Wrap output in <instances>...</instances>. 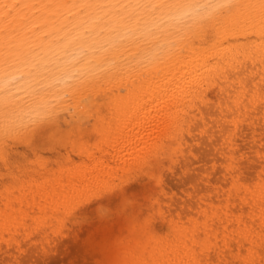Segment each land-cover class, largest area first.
Instances as JSON below:
<instances>
[{"label":"bare ground","instance_id":"6f19581e","mask_svg":"<svg viewBox=\"0 0 264 264\" xmlns=\"http://www.w3.org/2000/svg\"><path fill=\"white\" fill-rule=\"evenodd\" d=\"M98 99L102 101L99 104L95 102ZM93 105L120 112L117 118L121 121L125 110L136 111L139 116L128 111L137 120L133 122L128 115L132 123L130 127L126 121V129L120 123L125 131L119 129L123 135H116L121 140L120 145L114 141L120 150L111 142L113 150L119 152L115 151V155L107 152L108 159L106 155L95 157L92 152L93 157L87 158L88 166H84L86 173L75 176L73 183L67 182L70 186L66 188L76 195L72 199L98 184L101 186L117 172L128 173L126 168L130 165L143 163L157 168L164 156L171 160L175 149L178 151L181 144L188 142L185 143L187 137L184 139L183 135H189L196 127L199 135H205L206 139L212 124L213 130L207 138L214 145L218 139L222 143L213 161L220 159L218 162L225 165L226 172L218 167L221 180L215 178L211 180L212 186L196 190V198L186 205L187 209L176 214L178 218L169 225L166 236L153 238L150 245L158 255L153 264H264V0H0V160L5 159L4 141L17 128L47 118L55 120V116L67 110V115L72 111V117L78 114L74 120L72 118L73 122L78 116L89 113ZM61 122L66 124L64 118ZM193 125L195 127L190 129ZM116 129L112 130L113 134ZM250 131L262 144L259 152L256 151L261 159H257L254 168L251 166L255 172L244 173L236 157L244 146L238 151L235 146L242 141L240 137L249 135L253 140ZM246 132L251 134L244 135ZM213 133L219 136L214 139ZM254 147L249 150L251 158L255 155ZM204 170L202 174L210 173L205 174ZM66 203L62 207L52 206L50 219L53 222L58 220L61 208L65 214L76 206L63 208ZM3 207L0 243L5 244L0 246V253L8 248L9 241L20 247L14 238H2V232L8 231L13 220L6 210L9 207L6 204ZM44 223L41 222V226Z\"/></svg>","mask_w":264,"mask_h":264},{"label":"rangeland","instance_id":"374dc122","mask_svg":"<svg viewBox=\"0 0 264 264\" xmlns=\"http://www.w3.org/2000/svg\"><path fill=\"white\" fill-rule=\"evenodd\" d=\"M95 102L99 104L102 101L98 99ZM95 105L91 107V110L87 111L89 113L83 114V116L88 114L87 115L88 117L86 116L81 117V115L79 114L80 116L78 117L79 118L81 117L82 118V119L80 118L81 120H79V118L77 117L78 120L72 122L71 121L72 118L74 120V117H76L78 114H76L75 116V113H74L73 114L74 117H72L71 115L72 111L70 110V115H71L70 116V115H67L69 114L68 112L69 110H67V111L61 112L62 114L60 113L59 115L55 116L54 117L55 120L47 118L44 121L38 122L39 124L37 122L36 123L34 122L35 124L32 122L34 126L33 124L31 125V122L26 123L28 125L27 126L25 124L26 126L24 127L26 128H24L23 126L19 127V130L22 128L20 130V132L22 131L20 133L21 136L19 135V132H18L19 130L17 128L16 129L18 130L17 133H15L14 131L16 130H14L13 131L14 134H11L10 138H7L10 140L7 141L6 139V141H4L6 145L2 146L3 149H5L2 151L4 152L3 156L5 155V159L3 161L0 160V175H1L0 177V181H1L0 182V188H1L0 189L1 190L0 201H1V198L3 197L2 199L3 202L2 201L0 202V210H3L4 209L3 205L6 204L7 207H9L6 210L9 212V216L13 220H11L9 227H7L8 231L2 232L3 233L2 238L4 240V239H8L12 237L16 241H19L20 247L19 248L15 247L16 245L14 242L12 243L11 241L7 242L9 244L8 248L5 249L3 253H0V264H150V263L153 264V259L155 260L157 259L155 257L156 256L158 257L157 253L154 252V250H152L151 245H150L151 241H154L153 238L165 237L169 231L168 230L169 225L173 224L177 220L176 218H178L176 217V214H179L181 210L184 211L185 209H187L186 205H188V203L190 204L193 202V200L196 198V193L198 192V190L207 188L208 186H212L213 181L211 182V180L222 177L221 173L218 174L219 168L220 170L222 169V171L226 172V170H224L225 165L222 163H219L220 159L218 160L219 162L218 161L216 162V160L215 162L213 161V159L219 155V150H220L219 148H222V145H221L222 143L219 139L216 140L219 143V145L217 144V142L215 143V145L217 144L216 146H219V147H215V145L211 143V140L207 138L210 136L209 134L213 130L210 127L212 124L209 125V128L211 131L207 132L206 139H205V135L204 136L199 135L197 128L193 125L190 129L195 127L194 129L196 131L192 129L189 135H186V136L183 135L184 139L185 137H187L185 139L186 140L185 143L188 141L186 143L187 145L185 144L186 145L185 147V145L182 146L183 144H181V146L178 148V151H177V148L175 149V151L171 155L172 161L170 160V158L169 160L168 159L166 160L165 159L167 158V155H166L162 158V162L160 163L161 165L158 166L159 168L158 167L156 168L155 166H152V165H146L143 163L141 164L139 163L140 165L137 163L130 165L129 166L130 168L129 167L126 168L128 173H126V171L123 170L124 172L123 171L117 172L114 178L112 177L113 179L110 178L114 182V183L112 182L113 185L110 184L112 180L110 181V179H108L105 182L101 183L102 189H101V186L98 184V186L96 185L97 187L91 188L92 191L90 189H87L88 191L87 190L83 191L82 195H79L77 198H75L77 199L76 200L77 204H76L75 199H72L73 195L76 196L75 193L72 192L73 190L66 188L70 186V184L68 185V183H71V181L74 180L76 177L77 178L81 177L86 173V170H84L85 169L84 166H86V164L88 166L87 158H89L90 156L93 157V155H96L95 157H98L99 155H103V156L106 155L105 158L108 159L109 158L108 153L110 155L112 154L115 155L116 153L114 152L117 151V149H119L118 146L121 143L119 142L121 140L118 139L117 138L118 136L116 135H120L122 130L125 131V129L128 128L125 126L126 121H128L127 126L129 125L131 127L132 121L135 122L137 120V118L134 119V115H133L136 111L125 110L126 113H121V117H123L126 120L122 119L121 121V119H119L120 112H115L113 110H111L112 112H110L109 111L110 108L108 109L107 107L100 106V105L96 107ZM216 108L217 107L215 108L213 107V109H216ZM107 111L109 114L107 113ZM128 111L132 112L133 114H130L131 115L130 116ZM90 112L92 113L91 114L92 116L90 115ZM125 114H127L126 115L127 117H125ZM135 114L139 116L138 112ZM60 115L61 116L63 115V116L61 117ZM115 116L116 118L119 116V118L117 119L113 118ZM68 117L69 118L71 117V118L69 119ZM128 117L131 118L132 121L131 119H128ZM63 118L65 122L68 119L66 124L64 122L63 123L61 122ZM58 119H60V121ZM106 119L108 120V123ZM139 119H141V117ZM83 120L85 121V123L84 122L81 123ZM112 120L113 122H111ZM115 120L116 121L118 120L117 122L119 125L124 124L123 127L122 125L118 126ZM93 122L94 123L96 122V125ZM113 123L115 124V126H113L114 125ZM108 124L110 125V127L108 126ZM59 125L61 128L58 127ZM53 126L55 128H53ZM28 127L30 128V130L28 129ZM121 127L125 129H121ZM254 127H256L254 129L258 128L257 125H255ZM23 128H24V131H23ZM106 128L108 130L111 128L110 129L111 131L109 130L111 134L110 132L107 131ZM114 128L115 129L118 128V130L116 129V133L113 134V132H115V131H112V130H115ZM25 129L29 131L27 132L25 131ZM119 129L121 130V132L119 131ZM216 130H218V128H216ZM259 132L263 133V131H259ZM92 133L94 134V136L92 135ZM251 133L246 132L244 135H248ZM216 134L213 133L214 135L213 138L219 136ZM113 135L115 136V138L113 137ZM244 135L242 136L245 137ZM252 135L254 137L253 140H251L249 135L246 136L247 138L240 137L242 141H240V143L237 146H235V150L237 151L242 146H244L243 151L239 152L241 153V155L239 153L236 154V157L240 160L239 167L242 168V171L244 173L245 171L246 172L249 171V173L255 172L253 169L254 168L253 166H255L256 163L258 162L257 159H261L259 155L256 154V151L258 149V152H259V148L261 147L262 144H259L260 142L257 138H255L256 135H254V133H252ZM12 136L14 137L12 138ZM71 136L74 139H72ZM92 136L95 139H92ZM109 136L114 138L115 140L110 139ZM86 137L88 141H86L87 140ZM248 137L250 139H248ZM45 138L46 139L48 138V139L44 140ZM82 138L84 139L82 140ZM91 139L93 141H91ZM205 140L209 146L207 144H204L206 143ZM112 141L114 145H115V142L118 141L119 145L117 146L111 145ZM105 143H106V146H105ZM247 143H249V145H252V146H247L248 145ZM256 144H259L257 145V148H255ZM95 145H96V148L94 147ZM109 145L111 146L112 149L109 147ZM97 146H100V147H97ZM113 146L117 148L115 151L113 150L115 149ZM250 147H254L256 149L255 151H253L255 152L254 153L255 155L252 158H251V155L249 154L250 153L249 150H251ZM215 148L217 151L215 150ZM244 148H247V149L245 150ZM99 150L105 154H102L101 152L98 153ZM179 151L181 155H179ZM87 152L88 154H86ZM92 152H93V155H92ZM11 154L13 155L11 156ZM213 155H216V156H213ZM168 162L171 165L170 164L167 165ZM5 163L8 165L9 169H7L8 167L6 166ZM163 163L165 164V166ZM175 163H177V165H175ZM71 164H73V166H71ZM145 166H147L148 168ZM131 168L133 169L134 172H131L132 171ZM137 168H139L140 170L138 171ZM251 168L252 170H250ZM162 169H163V172H162ZM166 169H167V172H166ZM79 170H82V171H79ZM141 170L142 171L145 170L143 171L144 173H142ZM170 170H172L173 174L171 173ZM202 170H204L205 174L209 172L211 174L209 173L207 175H204L202 174ZM76 171L79 173H77ZM156 171H157V174H156ZM140 172L142 174L141 176H139ZM129 173L131 174L132 177L129 176L130 175ZM164 173H167V174H164ZM9 174H11L12 176H10ZM161 174L162 176H160ZM168 174H171V175L167 177ZM44 175H45V178H44ZM163 175H165L166 177L164 178ZM124 176H126L127 179L130 181L128 182V180L125 179ZM159 176H160V179H159ZM20 177L23 179H21ZM115 177H118L120 179L115 178ZM14 178L16 179V183L14 182L15 181ZM9 179L11 181H7ZM31 180H33L34 182L33 181L31 182ZM121 180H122V183H121ZM123 180H125V182L127 183H125ZM149 180L150 181L155 180V181L154 182L152 181L151 183ZM158 180H161V181H158ZM23 181L25 184L22 183ZM65 181H66L65 183L66 185L64 184ZM104 183L105 184L107 183V184L105 185ZM116 183L119 185H117ZM21 184L24 186H22ZM120 184H122V186ZM147 185L150 187H148ZM1 186H3V188L5 189H3ZM98 187L100 188L97 189ZM115 187H117L120 190L116 189ZM141 187L142 188L144 187V188L142 189ZM28 189H30V191ZM45 189L47 190L46 192H45ZM64 189L67 191H65ZM144 189L146 191L148 189L149 190L146 192ZM32 190L34 191L33 194H32L33 192ZM9 192L11 194H9ZM123 192L124 193L126 192L125 195H127L128 197L124 196ZM118 193H120L122 197ZM21 194L23 196H21ZM56 194L57 196H55ZM62 194L64 195L63 201H61V197H63ZM110 194L113 195V197L115 195L117 197L116 196L114 198L112 196L109 197ZM202 194H205V192ZM28 195L30 198L28 197ZM4 196L6 197L4 198ZM8 197L11 200V202L8 199ZM6 200H7V203H6ZM55 200L56 202L52 204V202ZM64 202L65 203L67 202V203L63 206V208H65L68 205L72 207L73 204L76 205L74 207L76 208L78 207V208L77 209L75 208V211L73 210L74 207L72 209L70 208L69 209L70 211L67 210L65 214H64V210L61 208L59 211L60 213L58 216V220L53 222V220L50 219V213L53 212V207H57V205L62 207V204H64ZM84 206L85 207L87 206V207L84 208ZM82 208L84 209V211ZM79 212H80V215H79ZM75 213H77L78 215ZM20 220L22 222L21 224H20ZM61 221H63V223ZM41 222H45L43 226H41ZM22 225H23V228H22ZM50 225H52L53 228ZM43 228L44 230H41ZM14 232L16 233V235ZM8 234L9 236L5 237ZM4 244L5 243L1 241L0 246L4 247ZM149 251H151L152 253L154 252V254L153 255L149 254L150 253Z\"/></svg>","mask_w":264,"mask_h":264}]
</instances>
